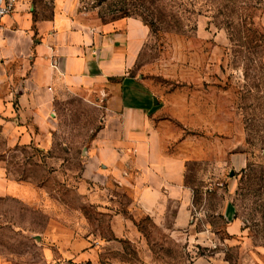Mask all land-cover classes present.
Returning <instances> with one entry per match:
<instances>
[{
	"label": "rangeland",
	"instance_id": "rangeland-1",
	"mask_svg": "<svg viewBox=\"0 0 264 264\" xmlns=\"http://www.w3.org/2000/svg\"><path fill=\"white\" fill-rule=\"evenodd\" d=\"M78 9L98 25L131 18L149 28L133 74L165 101L162 146L184 159L191 227L173 229L174 208L157 224L113 181L107 201L115 198L113 211L132 220L141 236L110 240L111 213L79 193L86 152L103 123L91 101H63L56 143L20 149L23 159L9 161L11 173L45 186L66 215L87 218L70 228L100 242L98 264H264V0H78ZM228 202L231 218L224 216ZM34 219L41 239L50 229L65 230L47 223L42 211ZM20 245L12 251L30 252L26 242ZM56 264L95 262L77 256Z\"/></svg>",
	"mask_w": 264,
	"mask_h": 264
},
{
	"label": "crops",
	"instance_id": "crops-1",
	"mask_svg": "<svg viewBox=\"0 0 264 264\" xmlns=\"http://www.w3.org/2000/svg\"><path fill=\"white\" fill-rule=\"evenodd\" d=\"M149 33L138 19L98 25L79 12L78 0H17L14 12L3 19L0 264H39L40 255L43 264L77 256L98 264L100 242L93 244L94 235L70 228L73 221L86 224L87 218L66 215V205L55 201L45 186L17 179L9 169L10 160L23 159L20 149L49 150L56 143L60 107L71 98L93 102L103 117L85 155L79 193L97 209L111 213L110 240L133 241L141 236L132 220L113 211L115 198L107 201L110 182L131 196L132 207L151 213L157 224L165 223L168 210L174 208L173 229L191 227L193 196L185 185L184 159L162 146L160 115L165 101L142 76L133 74ZM230 203L224 211L227 218L233 212ZM56 207L63 210L61 215L53 212ZM41 211L47 223L65 226L64 232L50 229L41 239L34 219ZM50 240L60 243L52 246ZM21 242L30 252L12 251V244L18 249Z\"/></svg>",
	"mask_w": 264,
	"mask_h": 264
},
{
	"label": "built area",
	"instance_id": "built-area-1",
	"mask_svg": "<svg viewBox=\"0 0 264 264\" xmlns=\"http://www.w3.org/2000/svg\"><path fill=\"white\" fill-rule=\"evenodd\" d=\"M16 3L17 0H0V30L3 19L14 12Z\"/></svg>",
	"mask_w": 264,
	"mask_h": 264
}]
</instances>
